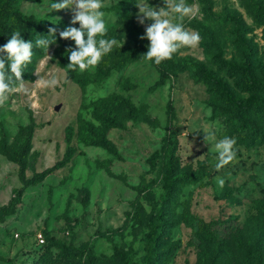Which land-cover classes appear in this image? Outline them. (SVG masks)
Masks as SVG:
<instances>
[{
    "label": "rangeland",
    "instance_id": "1",
    "mask_svg": "<svg viewBox=\"0 0 264 264\" xmlns=\"http://www.w3.org/2000/svg\"><path fill=\"white\" fill-rule=\"evenodd\" d=\"M103 0L108 28L104 38H115L121 48L103 56L87 70L60 67L47 54L39 59L34 78L25 81L26 93L13 95L0 107V264H85L92 248L97 264H122L115 251L129 252L141 262L146 251L147 223L154 213L152 201L161 193L162 158L168 134H175L178 170L202 168L205 176L181 188L175 204L178 223L166 233L164 264H264V136L247 119H236L235 109L219 113L214 104L224 101L188 71L169 73L159 82L154 61L143 57L124 60L126 52L150 45L140 24L137 0ZM62 0H19L25 14L55 26L72 25L71 9L51 10ZM159 10L164 0H147ZM264 0H186L195 15L185 16L186 30L199 33L195 47H183L172 56L203 63L222 77L226 92L242 107L264 106V93L243 91L239 74L218 68V57L237 66L251 79L264 80V23L253 20V3ZM173 23L178 22L172 14ZM52 50L48 51L51 56ZM68 70L73 71L70 77ZM52 76L55 87L43 83ZM171 105L172 113L168 108ZM229 105L228 108H230ZM110 108L116 125L105 131L115 153L89 141L88 124L98 126L96 115ZM33 125L24 170L12 155ZM264 131V123L256 126ZM214 139L205 141L207 133ZM72 154L63 165L68 146ZM225 136L235 138L236 158L217 170L213 145ZM53 167V168H52ZM48 170L36 184L23 188L11 214L14 192L34 172ZM217 178L224 179L223 188ZM62 239L74 254L38 258L43 246L36 236ZM46 237V238H45Z\"/></svg>",
    "mask_w": 264,
    "mask_h": 264
},
{
    "label": "trees",
    "instance_id": "2",
    "mask_svg": "<svg viewBox=\"0 0 264 264\" xmlns=\"http://www.w3.org/2000/svg\"><path fill=\"white\" fill-rule=\"evenodd\" d=\"M19 0H0V46L5 45L11 38L14 31L21 32V38L25 41H31L35 43L38 36H47L49 34V28L56 29V43L49 46V50H52L51 57L56 61L60 67H65L69 64L67 49L75 48V42L71 39H61L59 33L65 30L62 26H55L51 23H46L31 14H25L19 11L17 3ZM131 6V0L121 5L122 9H127ZM253 6V20L256 23H264V9L261 7V2L252 4ZM149 45H141L134 53L126 52L123 55L124 60L132 61L143 57L147 53ZM47 53L44 49L35 47L33 48L32 62L24 69L23 80L31 81L34 78V70L36 63L39 59L44 57ZM0 56H6V53H0ZM218 68L225 70L228 74L235 76L239 74V83L243 91L249 92L252 95L264 93V80L251 79L244 71L237 66H234L226 60L218 57L215 61ZM159 72V82H163L169 73L176 74L182 71H188L192 78L197 82H202L206 85L208 91L216 98L224 101L222 104H214V109L219 113H227L230 109H235L236 112L233 116L236 119H247L250 124L255 127V133L260 137L264 136V131H260L259 125L256 123H264V106H255L249 104L242 107L238 102H234L228 92H226L222 77L218 75L215 70L206 67L203 63L191 58L190 56H183L177 60L168 59L162 61L157 65ZM69 76L74 77L73 71L68 70ZM229 105H231L230 108ZM168 108L172 113L173 110L170 104ZM96 120L99 122L98 126H94L92 123L88 124L87 136L89 141L106 149L110 153H115V148L112 143L106 138L105 131L116 125L115 117L112 115L110 108H105L104 111L99 112L96 115ZM25 132L24 140L21 143L19 149L12 155L14 160L19 165V171L24 170V158L30 149V139L33 132V125L30 123L27 127H22ZM70 135L66 137L68 146L64 152V156L61 160L56 162L53 167L63 165L66 163L71 154L72 148L69 145ZM176 137L175 134H168L167 145L164 150L162 164L164 169V178L162 184L161 193L156 201H152L154 213L149 219L146 232V251L141 258L139 264H164L169 254L163 249V243L165 241L166 233L169 229L178 223L175 218V204L180 190L182 187L188 184H193L200 181L205 172L202 168H196L192 170H178L176 166L175 156ZM52 167V168H53ZM48 170L34 172L28 179L24 180L21 187L14 192V199L10 209L6 210L5 214H11L13 211V205L17 202L20 191L28 185H34L39 182L46 174ZM46 238V237H45ZM47 241L39 245L40 247L46 243L38 258H43L51 253L52 248L58 250L56 255L62 253L64 256H71L74 254L75 248L71 244H66L62 239L55 237L46 238ZM116 257L121 260L122 264H137L131 260V254L123 251H115ZM98 256L95 251L90 248L84 255L85 264H97Z\"/></svg>",
    "mask_w": 264,
    "mask_h": 264
},
{
    "label": "clouds",
    "instance_id": "3",
    "mask_svg": "<svg viewBox=\"0 0 264 264\" xmlns=\"http://www.w3.org/2000/svg\"><path fill=\"white\" fill-rule=\"evenodd\" d=\"M164 2L165 7L159 10L149 5L147 0L136 2L139 9L138 22L144 24L146 19L153 21L146 28V36L140 37L150 41L148 51L143 56L157 65L171 59L183 47L197 46L201 40L199 33L186 30L182 23L185 16L195 15L198 8L195 5L189 6L186 0ZM103 7V0H62L50 4L51 10L71 9L73 13L71 24H79V28L67 27L59 33L61 39H71L75 42V48L66 50L70 61L67 68L87 70L97 65L114 47L123 46L115 38H104L107 36L108 28L104 19L105 13L101 11ZM173 13L176 14L178 21L176 23L171 19ZM48 32L47 36H38L33 43L21 38L20 31H14L8 42L0 46V53H6V56H0V107L9 102L13 95L28 91L22 76L24 69L32 62L34 46L44 49L48 60L52 59L48 55V49L51 44L56 43V29L49 28ZM43 83L47 87H55L58 80L52 76ZM205 133H207L205 141L214 139L213 134L207 131ZM235 144V138L225 136L213 145L218 153L217 170L236 158ZM217 182L219 187L223 188L224 179L217 178Z\"/></svg>",
    "mask_w": 264,
    "mask_h": 264
},
{
    "label": "built area",
    "instance_id": "4",
    "mask_svg": "<svg viewBox=\"0 0 264 264\" xmlns=\"http://www.w3.org/2000/svg\"><path fill=\"white\" fill-rule=\"evenodd\" d=\"M36 239L38 245H41L44 242V237L40 233L37 234Z\"/></svg>",
    "mask_w": 264,
    "mask_h": 264
}]
</instances>
